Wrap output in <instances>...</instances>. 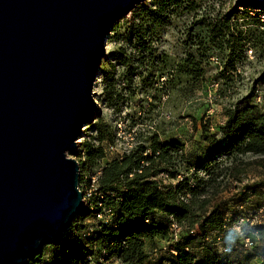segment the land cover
I'll list each match as a JSON object with an SVG mask.
<instances>
[{
	"label": "rangeland",
	"instance_id": "1",
	"mask_svg": "<svg viewBox=\"0 0 264 264\" xmlns=\"http://www.w3.org/2000/svg\"><path fill=\"white\" fill-rule=\"evenodd\" d=\"M154 1L166 5V22L161 25L143 20L142 10L144 7L154 9ZM240 5L236 0H144L112 25L92 82L95 117L82 127L78 147L68 153L78 161L80 178L86 182L82 184L87 191L92 190L89 179L100 174L101 165L121 157L125 154L122 151L127 149L138 145L149 147L154 138L183 145V151L175 153L170 163V168L178 174L175 178L160 174L158 179L162 183L176 184L182 177H191L195 172L198 177H206L196 168L207 157L209 138L212 134L219 137L218 126L225 120V109L246 96L256 79L251 101L264 110V77L260 78L264 71V27L254 26L251 19L255 12L244 13ZM228 14H234L236 28L242 32L244 27L257 29L258 33L262 31L261 40L255 38L257 33L246 34L247 41L242 49L228 48L220 36L210 32L209 26ZM134 25L144 29L142 39L138 40L131 30ZM229 37L225 39L229 40ZM259 91H263L261 97H258ZM99 122L110 127L113 138L101 144L104 157L91 171L83 172L80 165L87 152L81 143L93 142L92 128ZM109 145H116L117 150L108 151ZM239 157L243 165L244 161L253 162L260 156ZM229 165V162H223L224 167ZM239 178L240 182L227 174L221 178L219 192L213 196L212 192L208 193L211 198L208 208L219 205L230 222L233 217H243V227L248 229L245 221H249L255 214L252 210L264 202V168L251 163L244 166ZM189 182L193 184L194 180ZM257 182L262 188L256 191L252 187L256 193L254 197L246 198L241 194L245 185ZM254 239L256 246L264 248L257 236ZM191 244L196 254L203 252L202 246L212 247L209 242ZM153 247H158L156 252ZM169 248L164 239L147 241L144 247L146 264L169 257L173 253ZM214 249L235 257L241 264H264L254 248L243 245L237 230L225 233ZM45 250L44 259L47 260L49 249Z\"/></svg>",
	"mask_w": 264,
	"mask_h": 264
},
{
	"label": "water",
	"instance_id": "2",
	"mask_svg": "<svg viewBox=\"0 0 264 264\" xmlns=\"http://www.w3.org/2000/svg\"><path fill=\"white\" fill-rule=\"evenodd\" d=\"M143 1L0 0V264H28L59 243L83 206L68 153L95 117L110 29Z\"/></svg>",
	"mask_w": 264,
	"mask_h": 264
},
{
	"label": "trees",
	"instance_id": "3",
	"mask_svg": "<svg viewBox=\"0 0 264 264\" xmlns=\"http://www.w3.org/2000/svg\"><path fill=\"white\" fill-rule=\"evenodd\" d=\"M153 5L154 9L144 7L142 10L144 22L153 25L165 23L166 5L160 1H154ZM240 6L244 8V13H248V10L255 12V19H251L254 26H264L259 20V12L253 10L255 7ZM233 16L228 14L212 21L210 32L220 36L231 49H242L247 41L246 34L251 36L257 33L255 38L261 40L262 31L258 33L257 29L244 27L242 32L236 28L237 19ZM245 24L243 22L242 25ZM131 30L138 40L143 38L144 29L141 26L134 25ZM228 35L229 40H226ZM261 77H264V71ZM257 81L253 82L246 96L225 109V120L218 126L219 137L212 134L209 138L207 157L196 168L202 170L206 177H198L195 172L191 177H182L176 184L162 183L158 179L160 174L169 178H175L178 174L174 168H170V163L175 153L183 151V145L172 141L160 142L157 138L151 140L149 147L138 145L121 157L101 165L94 190L70 223L62 240L45 245L29 259L28 264H146L144 247L147 241L156 238L166 240L173 253L155 264H241L235 257L218 252L214 246L229 230H236L235 226L243 217H233V222H230L219 205L209 209L211 198L208 193L212 192L213 196L219 192V185L226 174L240 182L239 174L246 165L257 163L264 168V110L258 109L251 101ZM92 129L93 142L81 143L87 152L84 163L80 165L83 172L91 171L96 162L104 157L101 144L113 138L110 127L105 123H96ZM94 140L96 146L93 145ZM247 154L260 157L253 162L244 161L241 165L239 156ZM226 161L230 164L228 167L223 166ZM190 179L194 180L193 184H190ZM260 184L245 185L246 189L241 194L246 198L254 197L256 193L252 187L257 191L262 188ZM262 206L264 202L256 209ZM87 220L92 222H85ZM171 220L182 229L178 241L171 240ZM243 224L244 221L238 230L243 245L254 248L256 255L264 262V248L256 246L254 239L257 236L264 246V225L250 226L248 222V229H244ZM247 238L252 242L250 246L245 244ZM191 242H209L212 247L202 246L203 252L196 254ZM46 248L49 249L47 260L44 259ZM157 248L153 247L154 252Z\"/></svg>",
	"mask_w": 264,
	"mask_h": 264
},
{
	"label": "built area",
	"instance_id": "4",
	"mask_svg": "<svg viewBox=\"0 0 264 264\" xmlns=\"http://www.w3.org/2000/svg\"><path fill=\"white\" fill-rule=\"evenodd\" d=\"M253 10L256 12H259V15H258L259 20L264 23V8L255 7ZM249 52H251V50ZM258 93H259L258 97H261V94L263 93V91H259ZM117 137L118 138L121 137L120 133H117ZM94 142L97 144V142L95 140H94ZM77 147H78V145H77ZM116 150H117L116 145H109L108 146V151L115 152ZM129 151H130V149H127V150L122 151V152L128 153ZM123 153H121V154H123ZM96 177H97V175H92V178H91L92 181L89 179V181L91 182L90 185H91L92 190H94L95 185H96ZM83 182H85V181H83V180L81 181L80 174H79L78 188L83 194V201H84L83 205H84L86 199H88L90 197L92 190L89 189V191H87L85 189L86 186H83V184H82ZM83 188L85 190H83ZM254 213L255 214L251 217V219L249 221L247 220L249 222V225L250 226H253L256 224H263L264 225V206L257 208ZM99 217H101V216H99ZM243 221H244V218H241L239 224L235 226V229L237 231L240 230V223ZM169 228H170L171 240L172 241H178L180 236H181V231H182L181 227L175 221L171 220L169 223ZM190 232L193 233V230H191ZM245 244L247 246H250L252 244V242L247 238V239H245Z\"/></svg>",
	"mask_w": 264,
	"mask_h": 264
}]
</instances>
